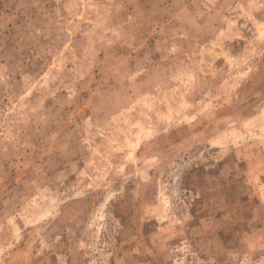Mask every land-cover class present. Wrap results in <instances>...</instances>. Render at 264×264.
<instances>
[{
    "label": "rangeland",
    "instance_id": "rangeland-1",
    "mask_svg": "<svg viewBox=\"0 0 264 264\" xmlns=\"http://www.w3.org/2000/svg\"><path fill=\"white\" fill-rule=\"evenodd\" d=\"M0 264H264V0H0Z\"/></svg>",
    "mask_w": 264,
    "mask_h": 264
}]
</instances>
